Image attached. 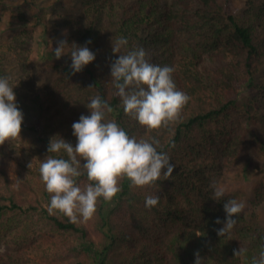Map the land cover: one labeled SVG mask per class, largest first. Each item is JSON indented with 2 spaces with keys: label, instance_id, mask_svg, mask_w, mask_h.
<instances>
[{
  "label": "trees",
  "instance_id": "trees-1",
  "mask_svg": "<svg viewBox=\"0 0 264 264\" xmlns=\"http://www.w3.org/2000/svg\"><path fill=\"white\" fill-rule=\"evenodd\" d=\"M29 8L16 16L22 26L7 50L0 48V77H12L24 114L21 132L31 135L38 151L50 155V139L57 135L75 147L72 125L91 114L86 105L99 96L113 108L108 119L138 139H158V151L175 168L156 187L134 188L122 179L121 192L110 202L100 198L91 220L73 223L49 213L51 194L45 189L40 196L33 179L12 181L0 155V242L5 238L8 244L0 264H195L196 252L202 264H251L264 249L261 212L244 210L230 234L220 237L223 224L216 220L226 219L224 202L237 198L214 200L210 183L219 190L246 132L264 125V1L247 0L238 17L230 0H84L77 13L63 18L71 30L66 36L70 46L86 45L96 59L75 74L71 58L55 61L45 93L32 69ZM121 36L128 45L118 54L143 47L151 63L174 68L177 88L190 97L179 119L166 127L149 130L124 113L111 76L118 58L113 44ZM87 182L86 174L78 178L81 186ZM256 192L262 200L264 182ZM150 194L160 196L152 208L145 205ZM28 216H39L43 227L32 229ZM240 247L246 253L235 257Z\"/></svg>",
  "mask_w": 264,
  "mask_h": 264
},
{
  "label": "clouds",
  "instance_id": "clouds-1",
  "mask_svg": "<svg viewBox=\"0 0 264 264\" xmlns=\"http://www.w3.org/2000/svg\"><path fill=\"white\" fill-rule=\"evenodd\" d=\"M56 45L53 49L56 59L71 56L72 74L82 72L96 59L86 45L73 43L69 46L67 39H58ZM127 45V38L121 36L113 44V52L118 54L120 48ZM173 72L171 66L151 63L143 47L118 54L111 64V76L125 115L149 130L166 127L178 120L190 97L177 88ZM11 79V76L0 77V145L20 137L24 123V114L18 108ZM86 107L91 114L81 115L79 121L72 125L77 138L75 147L57 135L50 139V155L39 163L40 176L46 191L51 194L49 213H62L73 223L91 220L100 198L110 202L121 192L122 179L127 178L134 188L156 187L161 179L169 180L175 168L170 163V156L158 151V139H138L129 135L114 119H108L113 108L99 96L91 98ZM60 153H66L67 159ZM29 167L32 168V163ZM85 174L88 182L81 186L78 178ZM210 187L216 189L214 200L224 197L215 181L210 183ZM159 201L158 194L145 197L148 208L155 207ZM245 208L246 204L237 199L224 202L226 219L216 220L217 224H223L217 230L220 237L230 234L237 223L236 217ZM245 253L243 247L234 250L235 257ZM195 257V264H202L199 252ZM251 264H264V249L258 257L252 258Z\"/></svg>",
  "mask_w": 264,
  "mask_h": 264
},
{
  "label": "rangeland",
  "instance_id": "rangeland-1",
  "mask_svg": "<svg viewBox=\"0 0 264 264\" xmlns=\"http://www.w3.org/2000/svg\"><path fill=\"white\" fill-rule=\"evenodd\" d=\"M230 1L231 11L235 15L241 16L247 0ZM83 2L84 0H30L27 3L25 0H0V48L4 50H7L11 39L20 32L22 22L16 16L27 13L26 9L30 7L26 18L34 31L32 69L36 75L39 89L43 93L47 92V87L52 81L51 64H55V61L61 63L71 58L70 55H65L61 59H56L53 52L57 46L56 41L69 38L65 33L70 34L71 32L64 25L63 18L77 13ZM219 2L224 4L225 0H219ZM263 142L264 125H255L253 132H246L245 143L238 155L234 169L220 181L219 190L223 191L225 196L236 195L239 201L246 204L245 210L256 207L261 212L262 216L260 215V217L264 221V198L256 200L254 196L261 182H264ZM38 149L39 147L35 145L31 135L25 131L21 132L20 137L15 140L5 142L0 155L5 161L12 181L29 177L33 179L36 187H40L39 195L43 196L46 186L44 182H41L39 163L48 155L42 154ZM30 163H32V168L29 167ZM28 218L30 219L27 224H30L32 229L40 230L43 227L40 219H38L39 216H35L34 219L29 216ZM4 241L5 238L0 242V256H4L8 251V244ZM38 251L37 257L41 258L43 251L40 249ZM29 253L33 254L34 251ZM34 254L36 255V253Z\"/></svg>",
  "mask_w": 264,
  "mask_h": 264
}]
</instances>
